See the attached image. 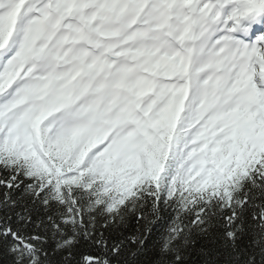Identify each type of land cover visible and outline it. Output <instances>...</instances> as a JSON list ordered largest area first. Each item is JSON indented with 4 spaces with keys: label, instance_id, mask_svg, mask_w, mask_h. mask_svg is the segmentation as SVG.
Here are the masks:
<instances>
[{
    "label": "snow or ice",
    "instance_id": "1",
    "mask_svg": "<svg viewBox=\"0 0 264 264\" xmlns=\"http://www.w3.org/2000/svg\"><path fill=\"white\" fill-rule=\"evenodd\" d=\"M0 264H264V0H0Z\"/></svg>",
    "mask_w": 264,
    "mask_h": 264
}]
</instances>
